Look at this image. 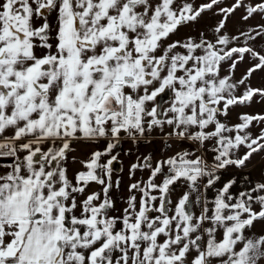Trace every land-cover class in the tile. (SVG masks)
<instances>
[{"label":"snow or ice","instance_id":"6c2138e0","mask_svg":"<svg viewBox=\"0 0 264 264\" xmlns=\"http://www.w3.org/2000/svg\"><path fill=\"white\" fill-rule=\"evenodd\" d=\"M241 8L264 19V0H0V264H264L245 172L264 113L230 120L264 103V23L230 33Z\"/></svg>","mask_w":264,"mask_h":264},{"label":"rangeland","instance_id":"374dc122","mask_svg":"<svg viewBox=\"0 0 264 264\" xmlns=\"http://www.w3.org/2000/svg\"><path fill=\"white\" fill-rule=\"evenodd\" d=\"M196 2L199 3L200 0H196ZM228 3H231V0H228ZM243 13L244 10L241 8L229 18L227 28L230 33H236L240 29L246 30L250 26H256L258 24L264 23V19H262L259 15L248 22H243L240 19ZM220 19L221 17L219 15H214L212 12L206 13L198 22L192 23L186 27H182L178 33L172 37V39H182L189 35L196 36L198 33L204 32L205 30H207V32L210 34ZM246 67L247 65H242L239 72L237 73V76L244 72ZM252 85L254 87L264 86V72H259L254 75L252 79ZM243 112L252 114L264 113V103H253L249 107H238L230 114V120L233 123L237 122L238 115ZM245 172L250 173V179L252 181L259 180L261 176L264 175V159H262L260 155H257L249 167L245 169ZM242 186L243 185H241V187ZM178 191H182V189H178Z\"/></svg>","mask_w":264,"mask_h":264},{"label":"crops","instance_id":"0c3cea01","mask_svg":"<svg viewBox=\"0 0 264 264\" xmlns=\"http://www.w3.org/2000/svg\"><path fill=\"white\" fill-rule=\"evenodd\" d=\"M130 145H125V147H129ZM89 149H87L86 147H81V153L80 154H83V152H87ZM144 151H147L148 149H143ZM144 176L146 177L147 176V173H144ZM125 180H127V178L125 177Z\"/></svg>","mask_w":264,"mask_h":264}]
</instances>
